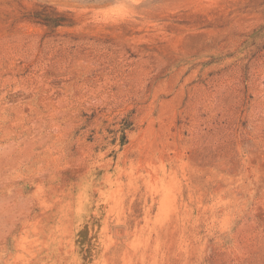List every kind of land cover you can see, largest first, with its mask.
I'll use <instances>...</instances> for the list:
<instances>
[{
  "label": "rangeland",
  "instance_id": "374dc122",
  "mask_svg": "<svg viewBox=\"0 0 264 264\" xmlns=\"http://www.w3.org/2000/svg\"><path fill=\"white\" fill-rule=\"evenodd\" d=\"M0 264H264V0H0Z\"/></svg>",
  "mask_w": 264,
  "mask_h": 264
}]
</instances>
